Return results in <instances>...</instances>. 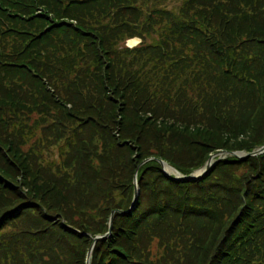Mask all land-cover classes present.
<instances>
[{
	"label": "trees",
	"instance_id": "obj_1",
	"mask_svg": "<svg viewBox=\"0 0 264 264\" xmlns=\"http://www.w3.org/2000/svg\"><path fill=\"white\" fill-rule=\"evenodd\" d=\"M263 145L264 0H0V264H264V154L159 163Z\"/></svg>",
	"mask_w": 264,
	"mask_h": 264
},
{
	"label": "water",
	"instance_id": "obj_2",
	"mask_svg": "<svg viewBox=\"0 0 264 264\" xmlns=\"http://www.w3.org/2000/svg\"><path fill=\"white\" fill-rule=\"evenodd\" d=\"M141 43V41L139 39H131L129 41H127L126 45L127 47L129 48H134L136 47L137 45H139ZM261 154H264V146L261 147L257 152H253V153H250L248 154L247 156H238L236 154H228V153H224V155H231L233 157H237V158H244V157H256V156H259ZM213 157H210L205 165V167L203 168V170H201L200 172H196L193 176H189V177H183L181 174H179L175 169L171 168L170 166H168L166 163L162 162V161H159L161 167L163 168L164 172L166 173L169 169L174 171L176 176L174 177L175 180H180V181H194V180H199V179H202L203 177H205L209 172L210 170L213 168V166L215 165V162L213 161ZM151 160H146L144 161L138 168H141V166L145 165L146 163L150 162ZM134 185H135V193H134V199H133V204H132V207H131V210L134 208L136 202H137V199H138V194H139V191H138V185H137V180L136 178L134 179ZM130 210V211H131ZM113 215V214H112ZM112 220V218H111ZM111 231H112V221L110 222V225H109V230H108V233L106 234V238L109 237L111 235ZM104 237V238H105ZM92 252V251H91ZM90 252L89 256H88V261H87V264H90L91 262V258H92V253Z\"/></svg>",
	"mask_w": 264,
	"mask_h": 264
},
{
	"label": "rangeland",
	"instance_id": "obj_3",
	"mask_svg": "<svg viewBox=\"0 0 264 264\" xmlns=\"http://www.w3.org/2000/svg\"><path fill=\"white\" fill-rule=\"evenodd\" d=\"M248 131H250V130H248ZM240 139H242L241 137H239ZM264 146V145H263ZM263 146H261V147H263ZM261 147H257V148H255L252 152H226V151H215V152H213V153H211L210 154V157H213L214 159H213V161L214 162H216V160L217 161H222V160H224V159H226V158H228V157H233V156H231V155H224V153H228V154H236V155H238V156H247L248 154H250V153H253V152H257ZM262 155V154H261ZM209 157V158H210ZM245 158V157H244ZM243 159V158H242ZM149 160H152V159H149ZM208 161V160H207ZM207 163V162H206ZM206 163H205V165H206ZM168 165V164H167ZM205 165H204V167H205ZM169 166V165H168ZM203 167V168H204ZM202 168V169H203ZM170 170V169H169ZM198 171H201V169L200 170H198ZM163 172H164V170H163ZM166 174H168V175H171V176H176V174H175V172L174 171H172V170H170V172L169 171H167L166 172ZM34 212V211H33ZM113 214V215H112ZM111 214V216L109 217L110 219V221H109V225H110V222L112 221V223H113V218H114V213H112ZM111 218H112V220H111ZM13 225V224H12ZM12 225H9V231H13L14 230V228L12 229L11 228V226ZM100 238H104V236H97V237H95L94 238V241H93V243H92V246H91V248L89 249V251H88V253H87V257H86V264H87V261H88V256H89V254H90V252L93 254V250H94V246H95V244H96V242L100 239ZM43 244L45 245V246H48V243L47 242H43ZM256 258H258V256H257V253L255 252V254H254V259H256Z\"/></svg>",
	"mask_w": 264,
	"mask_h": 264
},
{
	"label": "bare ground",
	"instance_id": "obj_4",
	"mask_svg": "<svg viewBox=\"0 0 264 264\" xmlns=\"http://www.w3.org/2000/svg\"><path fill=\"white\" fill-rule=\"evenodd\" d=\"M214 167V166H213ZM170 172V170H168ZM133 210V209H132Z\"/></svg>",
	"mask_w": 264,
	"mask_h": 264
}]
</instances>
